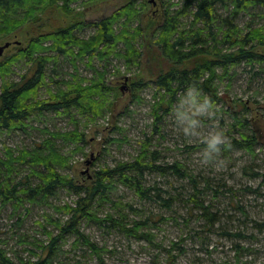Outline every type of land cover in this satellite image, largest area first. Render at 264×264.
<instances>
[{
  "label": "trees",
  "instance_id": "16d2710c",
  "mask_svg": "<svg viewBox=\"0 0 264 264\" xmlns=\"http://www.w3.org/2000/svg\"><path fill=\"white\" fill-rule=\"evenodd\" d=\"M102 1L0 0V41L26 25L31 27L32 34L25 48L20 47L16 53L0 60V130L25 129L31 118L45 112L68 115L75 122L71 131L43 129L44 138L40 143L18 152L6 148L0 156V204L12 205L15 210L26 204L50 205L62 214L58 220L49 218L58 233L47 231V240L39 246L41 252H36L35 259L14 261L0 248V264H58L56 257L60 245L68 235L104 264V248L81 229L82 220L94 221L108 231H119L152 242L154 237L148 227L151 216L130 220L124 212L138 215L140 210L130 203L113 199L118 186H125L141 200L158 204L166 212L171 210L177 198L161 185V181L147 177L152 174L180 181L185 198L179 201L188 196V202L201 212L210 228L221 220L219 214L211 211L213 204L210 206L203 200L206 194L220 197L213 182L192 175L180 161L163 160L158 150L149 148V138L138 156L104 166L95 172L92 181L84 183H78L65 173L71 167V156L62 152L57 141L76 145L80 150L87 143V135L79 128L80 121L76 116L97 121L112 111L118 92L116 82L108 80L106 65L103 68L94 65L95 61L107 64L112 57L123 61L128 69H139L144 62V71L159 93L163 92L154 106V131L160 129L158 122L163 116L159 113L164 105L171 108L178 95L193 85L199 92L198 101L203 102L207 97L210 107L215 106L221 99L216 79L232 76L233 69L241 64L253 69L262 67L264 71V0H178V3H169L162 22L157 24L148 40L140 19L148 9L146 1L126 0L111 15L93 22H86L75 14V3L95 5ZM50 8L63 13L70 19L69 23L51 22L46 17ZM250 8L261 9L257 17L263 22L258 26L248 24L243 27L236 21L239 14L248 13ZM85 26L93 29V34L87 38L77 34ZM59 58H68L74 67L68 79L55 80L53 76L59 73L55 65ZM79 61H87L90 78L80 74ZM20 66L25 67L24 72L14 79ZM143 80L139 76L133 86L136 88ZM43 87H46L48 97L39 98ZM168 111L169 108L164 109L165 113ZM260 127L264 129L262 123ZM260 127L258 125L257 130ZM240 135L220 146L227 150H254V146L261 145L262 141L264 147V139L253 128ZM244 172L253 179L259 177L253 168L245 167ZM221 187L228 188L227 185ZM233 190L228 188L229 193ZM61 191L75 195V201L52 206L51 199ZM105 204H111L115 210L98 216L101 205ZM236 208L241 209L239 205ZM259 227L263 230L264 224ZM232 236L242 237V234L237 232Z\"/></svg>",
  "mask_w": 264,
  "mask_h": 264
},
{
  "label": "rangeland",
  "instance_id": "374dc122",
  "mask_svg": "<svg viewBox=\"0 0 264 264\" xmlns=\"http://www.w3.org/2000/svg\"><path fill=\"white\" fill-rule=\"evenodd\" d=\"M140 2L142 0H139ZM137 2L138 4L140 2ZM148 9L142 13L141 22L145 30V39L151 37L154 28L162 22L167 4L178 3V0H143ZM126 0H103L95 5L75 3V14L82 20L93 22L111 15ZM260 8H250L248 13L239 14L237 23L245 27L248 24L258 26L263 22L257 17ZM223 13V12H222ZM46 17L51 22L67 25L69 20L64 14L48 9ZM190 21V20H189ZM188 21V22H189ZM77 34L83 38L93 34V29L85 26ZM32 37L31 27L26 25L0 45L11 42L0 60L16 53L18 48H25ZM121 47V46H120ZM87 61H79L78 69L84 77H91ZM58 74L55 80L68 79L74 67L68 58H59L55 64ZM94 65L103 68L106 65L108 80H115L118 92L112 111L97 121L76 116L79 128L85 130L87 143L80 150L76 145H69L58 140V146L65 154H70L71 167L65 173L74 177L78 183L90 182L97 170L104 166H113L118 161L131 160L138 156L149 138L150 149L158 150L166 162L180 161L192 175L207 178L214 188L220 191V197L204 195L203 200L212 205L211 211L221 217L213 228L206 224L201 212L188 202V196L182 195L181 182L176 178H163L157 174L147 175L153 180L161 181L165 189L170 190L177 198L171 210H161L158 204L141 200L133 190L118 186L113 199L132 204L141 213L125 211L129 219H138L150 215L149 228L153 241L139 240L126 236L119 231H108L94 221L82 220L81 229L100 247L104 248V264H264V147L254 146V150L240 148L227 150L220 146L216 152L207 149V138L214 131H222L225 140L240 138L241 133H249L253 128L264 139V71L262 67L252 68L241 64L233 69V75L216 79L219 99L215 106L203 114H196V104L189 100L181 105V97L188 91L179 94L167 113L160 111L162 119L158 122L159 131H154L156 116L155 104L161 99L147 73L145 64L128 69L125 63L112 57L105 64L95 61ZM25 67H17L14 79H18ZM120 72L118 74L117 72ZM57 73V72H56ZM144 79L140 85L133 86L134 81ZM46 87L39 92V98H46ZM168 100V97H167ZM201 102V101H198ZM202 103V102H201ZM196 118L198 124L194 130L185 132L186 124L179 118L177 110ZM243 124V125H242ZM258 125L260 130H257ZM75 122L70 116L45 112L28 121L25 129L12 131L0 130V156L6 148L15 152L40 143L44 138L43 129L52 132L71 131ZM246 135V134H245ZM17 154V153H16ZM162 160V161H163ZM253 168L258 173L257 179L246 175L244 168ZM169 180V181H168ZM227 185L234 188L229 193ZM233 197L234 199L230 198ZM76 196L61 191L51 199L52 206L72 204ZM210 205V206H211ZM237 205L241 209L236 208ZM97 206H95L96 208ZM99 209V208H98ZM111 204L101 205L98 216L114 211ZM116 212V211H115ZM62 218L50 205H28L15 210L12 205L0 204V248L14 261L18 259H35L40 253L41 243L47 240V231L57 234L54 224L49 221ZM241 232L242 237L228 236ZM56 261L58 264H101L90 251L81 244H76L72 235L65 237ZM169 251H171L169 253Z\"/></svg>",
  "mask_w": 264,
  "mask_h": 264
},
{
  "label": "clouds",
  "instance_id": "9594fccd",
  "mask_svg": "<svg viewBox=\"0 0 264 264\" xmlns=\"http://www.w3.org/2000/svg\"><path fill=\"white\" fill-rule=\"evenodd\" d=\"M199 92L196 87L193 85L188 89L187 96L181 97V105L188 103L189 100L196 104L194 108V112L196 114H203L206 112L210 107V101L207 97H204L203 102H198ZM179 114V118L182 122L186 121L184 131L190 132L194 130L195 126L198 124V120L196 118H191L188 116V113L181 111L180 109L177 110ZM225 137L222 131H214L212 132L209 137L207 138V149H212L218 152L220 150V145L224 142Z\"/></svg>",
  "mask_w": 264,
  "mask_h": 264
},
{
  "label": "water",
  "instance_id": "95a60500",
  "mask_svg": "<svg viewBox=\"0 0 264 264\" xmlns=\"http://www.w3.org/2000/svg\"><path fill=\"white\" fill-rule=\"evenodd\" d=\"M11 46V42H6L4 45H0V57L3 56L5 50Z\"/></svg>",
  "mask_w": 264,
  "mask_h": 264
}]
</instances>
